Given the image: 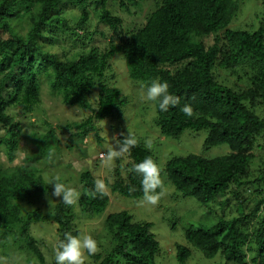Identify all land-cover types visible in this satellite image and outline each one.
Segmentation results:
<instances>
[{
	"label": "trees",
	"instance_id": "1",
	"mask_svg": "<svg viewBox=\"0 0 264 264\" xmlns=\"http://www.w3.org/2000/svg\"><path fill=\"white\" fill-rule=\"evenodd\" d=\"M113 1L124 8L128 22L108 0H0V159L6 160L0 164V244L14 236L11 240L23 243L27 263L54 264V248L64 233L84 230L85 225L74 224L80 214L91 218L105 211L108 194H85L95 187L90 172L81 171L77 185L62 180L65 153L57 154L55 145L61 141L57 130L67 131L68 143L77 146L74 154L82 152L78 143L87 137L101 140L95 123L120 114L127 103L111 84L110 60L122 54L128 77L140 82L144 92L159 80L179 100L167 112L154 102V123L162 136L204 130L203 148L229 144L231 149L213 158L172 156L159 168L176 196L193 197L206 206L216 203V218L221 216L207 228H185L190 247L175 244L176 264H189L199 253L219 256L224 264H264V167L255 175L250 168L254 151L264 153V4L261 16L256 15L257 28L232 29L237 0ZM41 89L48 94L44 104ZM91 93L94 104L88 100ZM186 104L191 116L181 111ZM61 105L89 114L56 126L47 120L42 125L38 121L39 127L32 122V131H26L11 112L49 107L56 113ZM124 136L118 134V145ZM136 141L116 157L113 181L105 183L138 200L144 196L141 177L132 169L145 157L156 158ZM57 177L66 187L79 186L72 206L51 195L48 181ZM38 224L55 227V245H47L40 233L31 235ZM102 228L106 240L95 239L98 250L86 254L85 264H156L160 245L152 223L134 222L123 210L105 216Z\"/></svg>",
	"mask_w": 264,
	"mask_h": 264
},
{
	"label": "rangeland",
	"instance_id": "2",
	"mask_svg": "<svg viewBox=\"0 0 264 264\" xmlns=\"http://www.w3.org/2000/svg\"><path fill=\"white\" fill-rule=\"evenodd\" d=\"M237 1L239 3V10L230 22L229 27L232 29L257 28L258 19L256 15L261 16L264 0ZM108 3L126 22L129 21L130 18L127 16V13H125L124 8L119 7L118 3L113 0H108ZM142 16L143 14L140 17V21L142 20ZM205 42L210 44L212 42V37L206 38ZM90 45L91 42L88 47ZM123 60L122 54H115L111 58V71L114 74V80L111 81V84L121 90V93L127 99V103L122 107L120 114H115L112 117L95 123L101 140L99 142L93 139L88 141L87 137L85 140L78 143V150H82V152L74 154L72 151H76L77 146L74 142L68 143L66 137L67 131L57 130V135L61 138V141L58 146L55 145V148L59 151L57 152L56 150V153H65L60 164L62 180H66L68 185H77L80 172L87 170L88 167L96 179L107 180L108 178L110 182L113 181V169L117 156L110 157L109 153L117 150L118 143L116 137L120 132L141 140L147 147L150 145L148 148H150L155 155V162L158 164L159 168H162L165 162L172 156L196 154L207 158H213L230 152L231 149L229 144L203 148V142L206 136L204 130L191 131L186 129L178 138L162 136L154 123L156 116L155 103L146 99V92H144L145 90L142 88L140 82L128 77L125 62ZM123 68H125L126 75L123 73ZM43 81L44 84L42 87L43 90L46 91L48 84L44 79ZM43 90L41 89L40 92L41 104L45 103V98H47L48 95H46ZM95 99L96 96L92 93L88 96V100H91L93 104ZM35 109L36 108L29 113H22L17 109H13L11 112L16 115V120L21 122L23 130L26 131H32V122H35L39 127L38 121L43 123L44 120H47L50 121L53 126H56L59 122L64 123L81 120L84 116L89 114L88 110H83L78 106L69 107L61 105L59 109L57 108L58 110H56V113H53L49 107H46L44 109L45 111L41 112H37ZM43 130L44 129L41 128L39 131L42 132ZM100 152L105 154V157L102 159L98 158ZM254 153L255 158L250 164L253 175L259 173L260 167H264V153L261 152V150H255ZM17 161L18 159L16 162ZM88 161H91L93 165L87 163ZM0 164H6L5 158L0 159ZM164 177V174L160 176V187H158L154 193L157 195V202L155 204H149L144 199V196L138 200L122 196L113 192L109 186H106V193L109 196L108 206L100 216L93 215L91 218H87L83 214H80L77 222L74 224H76L77 227L85 225V228L79 234H90L92 236L93 233L96 232L92 236L94 239L98 240L99 237H101V240L102 238L106 240L104 235L105 231L102 228L104 217L110 213L126 210L132 214L134 222L145 221L152 223V230L160 245L156 264H176L175 244L180 243L190 247V244L184 236L185 228L190 225L207 228L218 221L221 216L216 218V208L218 207L216 203H209L208 206H206L193 197L176 196L177 192L174 191L171 185L165 183L166 179ZM75 188L78 190L79 186ZM51 204L52 200L50 199L48 207L51 206ZM76 209L78 210L77 206ZM37 233H40L39 236L46 238L47 245H55L57 237L55 236L54 226H47L44 224L33 226L31 228V235L36 237ZM11 237L14 236H7V239L10 238V240L4 239L6 243L0 244V264H31L27 263L25 250L20 248L23 244L22 241L19 238L11 240ZM2 239L3 237H0V241ZM85 259H88L87 256ZM188 263L224 264V261L219 256L205 258L199 253L196 257L190 258Z\"/></svg>",
	"mask_w": 264,
	"mask_h": 264
},
{
	"label": "clouds",
	"instance_id": "3",
	"mask_svg": "<svg viewBox=\"0 0 264 264\" xmlns=\"http://www.w3.org/2000/svg\"><path fill=\"white\" fill-rule=\"evenodd\" d=\"M146 99L152 102L158 101V109L161 112H167L170 107H175L179 103L178 98L168 92V84L159 80H152L150 84L146 86ZM181 111L187 116L192 115V109L187 104L184 105ZM69 137L70 133L68 135V138ZM92 139L96 140L94 137H92ZM136 143L135 137L131 135L124 136L122 143L117 146V150L109 153V155L110 157L119 156L121 152L129 151ZM148 147H150V145ZM104 157L105 154L103 152L98 154L99 159ZM87 163L93 165L91 161ZM87 171L93 175L88 167ZM132 171L141 177L144 199L149 204H155L157 202V195L154 193L161 184L158 164L151 157H145L134 165ZM104 180L105 179H96L94 190L86 192L85 194L93 198H95L97 194L100 196L106 195V183ZM49 184L52 185L51 195L60 198V201H62L64 205L72 206L79 199L80 193L77 192L75 188L66 187L65 184L59 182L58 177L49 180L48 185ZM97 250V241L90 234L73 235L70 232H66L54 248V264H85L86 254L87 256L95 255ZM175 259L177 258L175 257Z\"/></svg>",
	"mask_w": 264,
	"mask_h": 264
}]
</instances>
